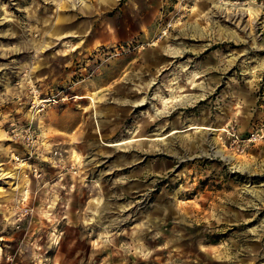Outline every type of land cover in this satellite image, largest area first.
Segmentation results:
<instances>
[{"label":"rangeland","instance_id":"374dc122","mask_svg":"<svg viewBox=\"0 0 264 264\" xmlns=\"http://www.w3.org/2000/svg\"><path fill=\"white\" fill-rule=\"evenodd\" d=\"M0 264H264V0H0Z\"/></svg>","mask_w":264,"mask_h":264},{"label":"bare ground","instance_id":"6f19581e","mask_svg":"<svg viewBox=\"0 0 264 264\" xmlns=\"http://www.w3.org/2000/svg\"><path fill=\"white\" fill-rule=\"evenodd\" d=\"M79 1H82V0H79ZM167 100H168V99H162V103H165ZM218 151H220L221 153H224V152H222L223 149H219Z\"/></svg>","mask_w":264,"mask_h":264}]
</instances>
